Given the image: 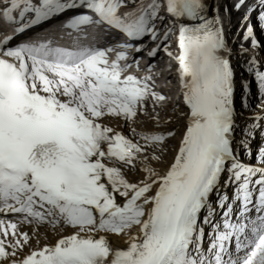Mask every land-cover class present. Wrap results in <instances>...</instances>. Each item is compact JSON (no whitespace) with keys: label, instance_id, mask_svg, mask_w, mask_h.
<instances>
[{"label":"snow or ice","instance_id":"snow-or-ice-1","mask_svg":"<svg viewBox=\"0 0 264 264\" xmlns=\"http://www.w3.org/2000/svg\"><path fill=\"white\" fill-rule=\"evenodd\" d=\"M0 24V264H264V0H0Z\"/></svg>","mask_w":264,"mask_h":264},{"label":"bare ground","instance_id":"bare-ground-1","mask_svg":"<svg viewBox=\"0 0 264 264\" xmlns=\"http://www.w3.org/2000/svg\"><path fill=\"white\" fill-rule=\"evenodd\" d=\"M238 14L237 12L236 13H232L231 15V18L234 20L235 18H237L235 15ZM47 30L49 33H51L53 35V38H55L56 36L59 37L60 35V29H58L57 27H55L53 30H52V27L50 25L47 26ZM31 32V33H30ZM29 33V34H28ZM43 32L41 31V29L39 27L35 28V29H32L31 31L27 32L25 35H29L31 36L32 38H36L37 35H43L42 34ZM63 44H65L64 42H61ZM260 56L264 57V51H261L260 52ZM182 120L180 119H177L176 120V124H177V136L179 135V128L180 126H182ZM150 125L148 123H144L143 124V127L144 128H148ZM170 127V125H169ZM170 143H174V141L170 142ZM50 241H51V237L49 238ZM43 242V241H42ZM113 242L116 243V244H119V240L115 237H113Z\"/></svg>","mask_w":264,"mask_h":264},{"label":"rangeland","instance_id":"rangeland-1","mask_svg":"<svg viewBox=\"0 0 264 264\" xmlns=\"http://www.w3.org/2000/svg\"><path fill=\"white\" fill-rule=\"evenodd\" d=\"M233 46H235V47H236V45H233ZM237 71H239V69H238Z\"/></svg>","mask_w":264,"mask_h":264}]
</instances>
